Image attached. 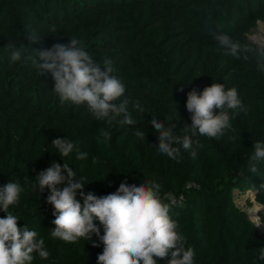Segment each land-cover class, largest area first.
<instances>
[{
  "label": "trees",
  "instance_id": "1",
  "mask_svg": "<svg viewBox=\"0 0 264 264\" xmlns=\"http://www.w3.org/2000/svg\"><path fill=\"white\" fill-rule=\"evenodd\" d=\"M260 21L264 0H0V187L18 181L24 189L9 212L20 218L18 227L36 231L50 252L48 260L37 256L32 264H97L103 251L102 244L92 246L99 243L95 235L73 243L51 238L49 192L33 185L52 161L68 163L77 178H85V193L97 196L115 192L125 180L159 183L185 247L195 249L194 264H264V230L234 201L235 191L254 190L264 209V163L255 174L246 165L253 143L264 142V71L256 64L261 52L251 51L247 61L233 58L209 35L219 30L248 46ZM28 33L41 36L32 47L67 44L73 36L96 63L110 59L125 98L145 109L139 113L129 105L137 123L109 124L86 105L62 104L50 73L39 75L23 60L10 63L5 45L27 44ZM213 82L238 90L245 107L232 121L234 130L219 138L193 137L204 145L196 158L190 152L177 160L158 155L152 117L167 126L171 116L174 133L183 135L191 124L187 94ZM101 129L111 133L107 144L98 142ZM136 129L146 132L145 141L134 136ZM58 137L74 142L87 159H76L75 151L60 156L51 145ZM181 197V205L172 203ZM5 215L0 210V218Z\"/></svg>",
  "mask_w": 264,
  "mask_h": 264
},
{
  "label": "clouds",
  "instance_id": "2",
  "mask_svg": "<svg viewBox=\"0 0 264 264\" xmlns=\"http://www.w3.org/2000/svg\"><path fill=\"white\" fill-rule=\"evenodd\" d=\"M50 31L54 32L55 28ZM209 35L226 55L248 60L252 49L239 40L219 30ZM23 39L27 44L16 47L9 41L5 45L10 52V63L23 60L30 62L39 75L50 73L52 91L62 104L86 105L96 120L116 122L120 126L137 123L128 110L130 104L135 111L145 112L139 101L125 98L126 87L114 75L113 62L106 59L103 64L96 63L85 50L82 39L71 36L67 44L51 47H32L41 43V36L35 33H28ZM260 56L262 58L256 61L257 70L264 71V52ZM244 107L235 87L226 88L224 84L213 82L202 92L193 89L186 101L191 124H185L183 135L174 133L176 124L171 116L167 118V126L152 117L150 123L158 132L157 154L177 160L182 158V152H190L192 158H196L197 150L204 145L193 137L219 138L233 131L232 121ZM133 134L141 141L146 140L144 130L136 129ZM100 136L103 139L99 143L107 144L111 139V133L104 129L100 130ZM51 145L62 157H69L75 151L76 159H87V153H81L76 144L65 137L54 139ZM252 149L246 165L248 172L255 174L258 165L264 163V142L255 141ZM92 163H96L95 157ZM35 181L33 188H38L39 193L45 189L49 192L46 203L53 208L51 223L55 225L50 229L51 238L73 243L81 238L91 241L95 235L99 243L93 242L92 246L103 245L97 264H157L154 257L167 259V264H194L195 249L185 247V237L178 222L169 215L170 206L161 196L159 183L150 181L137 185L125 180L115 192L97 196L93 192L85 193V178H77L68 163L61 165L56 161L41 170ZM23 191L18 181L0 187V210L6 213L0 218V264H32L37 256L41 260L50 258L45 240L26 225L18 227L20 218L9 212L10 206L19 203ZM253 219L257 228L264 224L259 217Z\"/></svg>",
  "mask_w": 264,
  "mask_h": 264
},
{
  "label": "rangeland",
  "instance_id": "3",
  "mask_svg": "<svg viewBox=\"0 0 264 264\" xmlns=\"http://www.w3.org/2000/svg\"><path fill=\"white\" fill-rule=\"evenodd\" d=\"M247 43L254 53L264 52V23L258 22L254 31L248 35ZM234 201L236 205L247 212L250 220L256 225L253 217H259L261 223H264V209L256 201V191L249 190L245 192L235 191ZM257 226V225H256ZM264 230V224L259 227Z\"/></svg>",
  "mask_w": 264,
  "mask_h": 264
},
{
  "label": "built area",
  "instance_id": "4",
  "mask_svg": "<svg viewBox=\"0 0 264 264\" xmlns=\"http://www.w3.org/2000/svg\"><path fill=\"white\" fill-rule=\"evenodd\" d=\"M182 201H183V198L181 197L180 199H178V200H173V204H175V205H181L182 204Z\"/></svg>",
  "mask_w": 264,
  "mask_h": 264
}]
</instances>
